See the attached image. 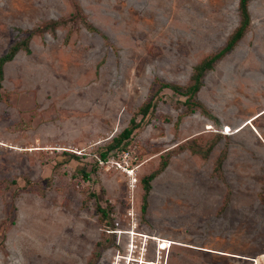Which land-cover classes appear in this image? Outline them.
<instances>
[{
	"label": "rangeland",
	"instance_id": "1",
	"mask_svg": "<svg viewBox=\"0 0 264 264\" xmlns=\"http://www.w3.org/2000/svg\"><path fill=\"white\" fill-rule=\"evenodd\" d=\"M239 2L0 0V264H264V0L182 94Z\"/></svg>",
	"mask_w": 264,
	"mask_h": 264
},
{
	"label": "trees",
	"instance_id": "2",
	"mask_svg": "<svg viewBox=\"0 0 264 264\" xmlns=\"http://www.w3.org/2000/svg\"><path fill=\"white\" fill-rule=\"evenodd\" d=\"M251 0H240L239 2V9H240V13H241V23L239 25V27L237 28V30L233 33V35L231 36V38L229 39L227 45L217 54L208 57L207 59H205L199 66H197V68L195 69V76H194V83L193 85H191L188 89H186L182 94L188 97V101L191 102L192 99L195 97V95L197 94V92L200 90L201 86H202V78L204 77L205 73L211 69H213L214 64L216 62H218L219 60H221L222 58H224L228 53H230L235 47L236 45L239 43V41L243 38V36L245 35L246 31L249 29V27L251 26V15L249 12V2ZM89 29L91 31H96V29L94 27H89ZM30 37V36H29ZM28 37V38H29ZM25 50L27 52H29V48L27 47V43H25ZM22 48L20 46H14L11 51L6 54L5 56H3L0 59V79L3 78V73H4V66L6 63L13 61V59L15 58L16 54L21 50ZM162 88H170L173 91L177 92V93H181L180 89L177 87H173L171 85L168 84H164L162 86ZM191 109H193V107H200L202 112L208 115L207 110L199 104H190ZM137 127L136 124L133 125L132 128H127L123 131V133L120 135V137L117 139V145L121 144L122 141L129 139L131 137V135L133 134L134 129ZM103 158L106 159L107 158V154H103ZM219 168L222 167V162H219ZM164 168V167H163ZM162 171V170H161ZM158 175L157 173H153L152 175H150V177H148L147 179V184L145 186V191L146 194L144 195V203H143V207H142V212L146 213L147 209H148V199H149V194L151 191V186H150V182L152 180H154ZM101 212L103 213V215H106V212L104 210H101Z\"/></svg>",
	"mask_w": 264,
	"mask_h": 264
},
{
	"label": "built area",
	"instance_id": "3",
	"mask_svg": "<svg viewBox=\"0 0 264 264\" xmlns=\"http://www.w3.org/2000/svg\"><path fill=\"white\" fill-rule=\"evenodd\" d=\"M123 169L126 171L127 175L133 179V182H137V179L135 178L136 172L134 168H130L128 163H125L123 166Z\"/></svg>",
	"mask_w": 264,
	"mask_h": 264
},
{
	"label": "bare ground",
	"instance_id": "4",
	"mask_svg": "<svg viewBox=\"0 0 264 264\" xmlns=\"http://www.w3.org/2000/svg\"><path fill=\"white\" fill-rule=\"evenodd\" d=\"M132 184V186H131V188H135V185L133 184V183H131ZM132 191V190H131Z\"/></svg>",
	"mask_w": 264,
	"mask_h": 264
}]
</instances>
